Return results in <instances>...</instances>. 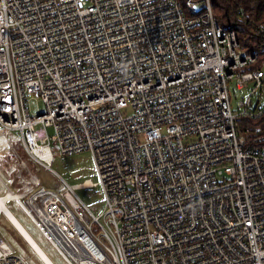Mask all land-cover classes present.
I'll return each mask as SVG.
<instances>
[{
  "label": "built area",
  "instance_id": "obj_1",
  "mask_svg": "<svg viewBox=\"0 0 264 264\" xmlns=\"http://www.w3.org/2000/svg\"><path fill=\"white\" fill-rule=\"evenodd\" d=\"M250 24L246 54L211 0H0V138L19 133L28 184L6 204L68 264H264V135L237 124L264 115ZM54 145L90 151L100 182L44 186L29 159L51 170ZM0 264L30 262L0 236Z\"/></svg>",
  "mask_w": 264,
  "mask_h": 264
},
{
  "label": "rangeland",
  "instance_id": "obj_2",
  "mask_svg": "<svg viewBox=\"0 0 264 264\" xmlns=\"http://www.w3.org/2000/svg\"><path fill=\"white\" fill-rule=\"evenodd\" d=\"M196 7L200 9V7ZM230 92L233 109L237 111L239 102L249 95L250 90H239L235 84H231ZM259 95L260 92H257L255 102L258 101ZM262 105H264V97ZM38 106H40L41 110H44L41 101L38 102ZM38 106L35 101L32 103L33 112L38 111ZM128 113H132V110L129 109ZM8 140L10 143L6 138H0V196H4L7 193L5 183L14 191H16L17 188L21 189L22 187L28 186L27 183L16 179L19 161L17 155L20 153L24 158H27L24 154L23 144L19 133H11ZM189 140L190 139H186V142H189ZM52 151L53 161L51 163V170L45 169L29 159L33 172L40 178L41 182L47 188L60 192L66 187L63 180L70 185L82 184L87 180H91L93 183L100 182L95 162L90 151L65 156L55 145L52 147ZM79 195L88 204L94 206L97 209L98 214L104 211L105 198L100 187L82 189L79 191ZM7 206L54 264H68L56 248L53 247L44 237L43 233L16 201H10ZM0 236L4 240L10 242L15 247L18 254L27 258L30 264H45L39 254H37V252L27 243L4 214L0 216Z\"/></svg>",
  "mask_w": 264,
  "mask_h": 264
},
{
  "label": "trees",
  "instance_id": "obj_3",
  "mask_svg": "<svg viewBox=\"0 0 264 264\" xmlns=\"http://www.w3.org/2000/svg\"><path fill=\"white\" fill-rule=\"evenodd\" d=\"M214 15L221 25L237 33L243 52L253 54L263 50L261 40L254 34L251 21L264 22V0H211ZM185 6V0H180ZM264 67V55L250 67ZM240 135L247 141L264 135V115L257 120L243 118L238 122Z\"/></svg>",
  "mask_w": 264,
  "mask_h": 264
},
{
  "label": "bare ground",
  "instance_id": "obj_4",
  "mask_svg": "<svg viewBox=\"0 0 264 264\" xmlns=\"http://www.w3.org/2000/svg\"><path fill=\"white\" fill-rule=\"evenodd\" d=\"M4 214L8 220L12 223V225L15 226L17 231L21 234V236L27 241V243L39 254L41 259L44 261L45 264H54V262L49 258V256L44 252V250L37 244V242L34 240V238L29 234V232L24 228V226L15 218V216L12 214V212L8 209V206L6 204V199L2 198L0 196V216ZM23 231L24 234H22ZM27 233V234H26ZM29 235V236H28ZM29 239V240H28Z\"/></svg>",
  "mask_w": 264,
  "mask_h": 264
},
{
  "label": "water",
  "instance_id": "obj_5",
  "mask_svg": "<svg viewBox=\"0 0 264 264\" xmlns=\"http://www.w3.org/2000/svg\"><path fill=\"white\" fill-rule=\"evenodd\" d=\"M20 231H21V229H19ZM22 232V234H24V236H26V238H28L27 237V235H25V233L23 232V231H21ZM27 234V233H26ZM29 236V235H28ZM29 240V239H28ZM37 251V250H36ZM38 252V251H37Z\"/></svg>",
  "mask_w": 264,
  "mask_h": 264
},
{
  "label": "crops",
  "instance_id": "obj_6",
  "mask_svg": "<svg viewBox=\"0 0 264 264\" xmlns=\"http://www.w3.org/2000/svg\"><path fill=\"white\" fill-rule=\"evenodd\" d=\"M13 214V213H12ZM14 215V214H13ZM16 218V217H15ZM17 219V218H16ZM18 220V219H17ZM19 221V220H18Z\"/></svg>",
  "mask_w": 264,
  "mask_h": 264
}]
</instances>
